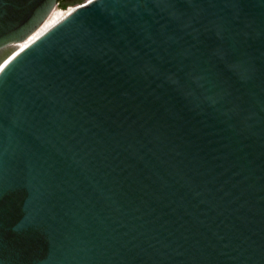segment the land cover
Returning a JSON list of instances; mask_svg holds the SVG:
<instances>
[{"label": "water", "instance_id": "obj_1", "mask_svg": "<svg viewBox=\"0 0 264 264\" xmlns=\"http://www.w3.org/2000/svg\"><path fill=\"white\" fill-rule=\"evenodd\" d=\"M0 264H264V0H0Z\"/></svg>", "mask_w": 264, "mask_h": 264}, {"label": "bare ground", "instance_id": "obj_2", "mask_svg": "<svg viewBox=\"0 0 264 264\" xmlns=\"http://www.w3.org/2000/svg\"><path fill=\"white\" fill-rule=\"evenodd\" d=\"M75 10V9H74ZM74 10H70V12L68 11V12H66V14H61V15H59V14H57L56 12L55 13H52L51 14V17H50V19L49 20H51L52 21V23H51V27L50 28H52L54 25H56L58 22H60L62 19H64L66 16H68L71 12H73ZM49 28V29H50ZM48 29V30H49ZM47 30V31H48ZM46 31V32H47ZM45 33V32H44ZM43 33V34H44ZM38 34V33H37ZM36 34V35H37ZM42 34V35H43ZM35 35V36H36ZM35 36H33L31 39L29 38L26 42H24L19 48H17V50H20V49H22V48H24V47H26V46H28L29 44H31L32 42H34L37 38H39L40 36H38V37H36V38H34ZM16 50V51H17Z\"/></svg>", "mask_w": 264, "mask_h": 264}, {"label": "rangeland", "instance_id": "obj_3", "mask_svg": "<svg viewBox=\"0 0 264 264\" xmlns=\"http://www.w3.org/2000/svg\"><path fill=\"white\" fill-rule=\"evenodd\" d=\"M86 2V1H85ZM84 3V2H83ZM82 4V3H81ZM80 5V4H79ZM75 9V7H73V8H71V9H69V10H67V11H64V12H61L60 11V8H59V4H57L56 6H55V8H54V10H53V12L52 13H57V14H59V15H61V14H66V12H70V10L72 11V10H74ZM51 13V14H52ZM50 17H51V15L48 17V19L43 23V25L36 31V33L33 35V36H35L37 33V35L34 37V38H36V37H38V36H40V35H42L44 32H46L50 27H51V23H52V21L51 20H49L50 19ZM32 36V37H33ZM31 37V38H32ZM30 38V39H31Z\"/></svg>", "mask_w": 264, "mask_h": 264}]
</instances>
